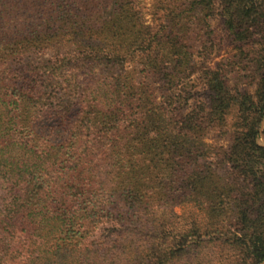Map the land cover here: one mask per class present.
I'll return each mask as SVG.
<instances>
[{"label": "trees", "instance_id": "trees-1", "mask_svg": "<svg viewBox=\"0 0 264 264\" xmlns=\"http://www.w3.org/2000/svg\"><path fill=\"white\" fill-rule=\"evenodd\" d=\"M263 262L264 0H0V264Z\"/></svg>", "mask_w": 264, "mask_h": 264}, {"label": "rangeland", "instance_id": "rangeland-1", "mask_svg": "<svg viewBox=\"0 0 264 264\" xmlns=\"http://www.w3.org/2000/svg\"><path fill=\"white\" fill-rule=\"evenodd\" d=\"M151 2L152 0H140V3L146 13H148V9L150 7ZM146 19L147 21H149V16H146ZM210 25L218 37L224 38L225 35L222 31V26L217 17L211 20ZM231 48L232 45H230L229 41H225L223 39L219 50L220 55H223L225 52H228ZM72 119L73 114H67V116H63L61 118V115H58V112L54 108H48L42 113L41 118L38 121V126H40L44 130V132L50 136L51 140L58 141L65 136L69 123ZM208 142L212 143L213 145H226V141L224 140H220L217 142L211 140ZM182 210L183 208L180 207L174 208V212L176 214H180Z\"/></svg>", "mask_w": 264, "mask_h": 264}, {"label": "water", "instance_id": "water-1", "mask_svg": "<svg viewBox=\"0 0 264 264\" xmlns=\"http://www.w3.org/2000/svg\"><path fill=\"white\" fill-rule=\"evenodd\" d=\"M262 264H264V262Z\"/></svg>", "mask_w": 264, "mask_h": 264}]
</instances>
